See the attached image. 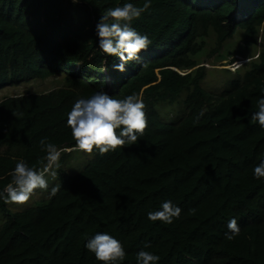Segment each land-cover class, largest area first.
Masks as SVG:
<instances>
[{"label": "trees", "instance_id": "16d2710c", "mask_svg": "<svg viewBox=\"0 0 264 264\" xmlns=\"http://www.w3.org/2000/svg\"><path fill=\"white\" fill-rule=\"evenodd\" d=\"M123 2L0 0V91L63 76V86L47 93L0 100V187L16 160L42 166L41 138L60 149L59 161L75 150L64 120L77 98L137 93L148 121L137 144L95 152L47 201L17 213L0 202V264H100L83 247L95 232L122 243V264H135L145 244L158 264H264V181L252 177L264 158V129L246 115L264 87V42L220 96L202 87L207 70L198 61L210 34L217 51L238 30L247 46L260 29L264 40V0H151L133 27L152 44L141 64L118 73V61L96 49L94 25L99 12ZM175 103L183 115L163 121L160 109ZM163 200L181 208L170 225L146 216ZM232 217L240 233L227 240Z\"/></svg>", "mask_w": 264, "mask_h": 264}, {"label": "clouds", "instance_id": "9594fccd", "mask_svg": "<svg viewBox=\"0 0 264 264\" xmlns=\"http://www.w3.org/2000/svg\"><path fill=\"white\" fill-rule=\"evenodd\" d=\"M79 0H71L76 4ZM151 0H143L142 4L134 0H124L122 5L106 7L99 12L94 25L96 49L104 57L115 58L113 70L124 73L130 62L142 63V53L152 44L146 33H141L133 27V22L140 19L150 8ZM242 66L234 61L227 65L230 72H237ZM207 67V65H204ZM256 99V110L249 119L259 128L264 129V87L260 88ZM204 115L203 111L195 116L198 121ZM145 104L137 93H130L122 98H114L104 90L97 91L87 98H77L66 113L64 125L70 130L74 141V149L83 154L96 152L104 154L114 152L118 147L135 145L144 135L147 127ZM44 152L41 167H31L19 159L6 175L9 181L0 187V202L4 204L22 205L30 199L34 190L48 189L47 176L55 177L59 168L60 149L46 138L39 140ZM252 177L264 181V158L252 168ZM58 188L52 187L50 196H55ZM181 208L171 200H163L159 207L146 213L149 221H160L170 225L179 219ZM224 238L232 240L240 233L237 219L232 217L226 223ZM87 252L92 253L100 264H122L126 252L122 243L107 232H95L83 244ZM147 244L137 251L135 264H158L160 257L153 252L145 251Z\"/></svg>", "mask_w": 264, "mask_h": 264}, {"label": "rangeland", "instance_id": "374dc122", "mask_svg": "<svg viewBox=\"0 0 264 264\" xmlns=\"http://www.w3.org/2000/svg\"><path fill=\"white\" fill-rule=\"evenodd\" d=\"M256 44L246 45L244 41V32L238 30L231 40H228L223 47L217 51L216 39L213 34L206 39L205 49L200 54L198 61L202 63L201 66L207 65L206 78L202 83L204 90L213 95L220 96L230 85L237 75L243 74L250 67V62L256 60L259 52L263 46L262 29L256 36ZM234 61L240 62L242 66L233 73L228 71L227 65ZM184 75L183 71H178ZM63 86V76L59 75L45 81H34L29 84H22L16 87H7L0 91V100L5 97H12L16 95H23L26 93H47L57 87ZM108 86L110 84L108 83ZM141 98V96H140ZM184 100V96L179 99L180 102ZM178 101V102H179ZM160 114L163 121L170 124H175L183 115V110L175 105L172 107L163 106L160 109ZM67 153L63 156L62 161H58L59 168L56 169L57 175L55 177L47 176L48 189L34 190L33 195L28 201L22 205L5 204L6 208L11 213L23 212L28 208L34 206L36 203L47 201L51 196L49 191L52 187H56L59 179L64 177L74 176L83 170L87 165L93 162L96 158V153L83 154L77 150L65 149ZM5 221V215L0 210V229Z\"/></svg>", "mask_w": 264, "mask_h": 264}]
</instances>
